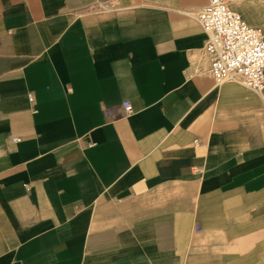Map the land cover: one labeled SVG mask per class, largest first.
Wrapping results in <instances>:
<instances>
[{
    "label": "crops",
    "instance_id": "obj_1",
    "mask_svg": "<svg viewBox=\"0 0 264 264\" xmlns=\"http://www.w3.org/2000/svg\"><path fill=\"white\" fill-rule=\"evenodd\" d=\"M207 1L0 0V264H264V89L214 83Z\"/></svg>",
    "mask_w": 264,
    "mask_h": 264
},
{
    "label": "built area",
    "instance_id": "obj_2",
    "mask_svg": "<svg viewBox=\"0 0 264 264\" xmlns=\"http://www.w3.org/2000/svg\"><path fill=\"white\" fill-rule=\"evenodd\" d=\"M196 19L206 36L204 51L214 83L236 80L260 93L264 89V32L248 24L225 0H208ZM122 106L130 112L128 101Z\"/></svg>",
    "mask_w": 264,
    "mask_h": 264
},
{
    "label": "rangeland",
    "instance_id": "obj_3",
    "mask_svg": "<svg viewBox=\"0 0 264 264\" xmlns=\"http://www.w3.org/2000/svg\"><path fill=\"white\" fill-rule=\"evenodd\" d=\"M238 79V78H237ZM225 81H229V79L227 80H224L223 82H225ZM258 253H260L261 255V257L259 256L258 258H256V259H258V261L259 262H264V252H258ZM256 259H254V261L256 260ZM256 263V262H255Z\"/></svg>",
    "mask_w": 264,
    "mask_h": 264
}]
</instances>
